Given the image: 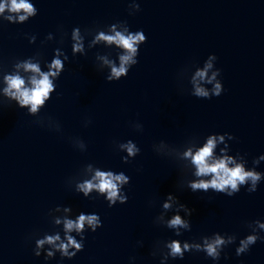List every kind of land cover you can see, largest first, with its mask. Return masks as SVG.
Segmentation results:
<instances>
[{"label":"water","instance_id":"obj_1","mask_svg":"<svg viewBox=\"0 0 264 264\" xmlns=\"http://www.w3.org/2000/svg\"><path fill=\"white\" fill-rule=\"evenodd\" d=\"M26 2L0 0V264H264V0ZM116 33L144 40L101 38ZM44 75L33 112L8 78ZM213 138L209 163L259 179L193 192L214 177L193 162Z\"/></svg>","mask_w":264,"mask_h":264},{"label":"clouds","instance_id":"obj_2","mask_svg":"<svg viewBox=\"0 0 264 264\" xmlns=\"http://www.w3.org/2000/svg\"><path fill=\"white\" fill-rule=\"evenodd\" d=\"M4 5H0V12L4 11ZM11 10L14 12L19 11H26V12H32V5L28 4L26 0H19V3L17 0H11ZM26 17L21 16L20 19L24 20ZM101 38L108 40L109 42L115 41L116 43L122 45L126 49H129L131 51H135L134 44L137 41H143L144 35L142 33L137 34H130L127 37L124 35H121L120 33H116V36H103L101 35ZM130 59L129 56H123L121 57L122 64L120 68L113 67L112 69V75L119 78L122 75L126 74V69L124 68L123 64L126 63ZM30 69L34 71H38L34 65H28ZM53 67L59 68L60 67V61L56 60L54 61ZM201 77L205 75V73L201 72L199 73ZM34 87L29 90L23 88L24 81L21 80L19 77H9L8 78V84L10 89H22L20 91V103L21 105H26L31 103L32 104V111L35 112L37 110V107L43 103L42 97H45L49 90L52 88V85L48 79L47 75H44L42 79L32 81ZM221 92V86L219 84L216 85V95L219 96ZM198 95L201 96H207L208 94L204 92L203 89H198ZM215 147V139H209L206 146L203 147L194 157L193 162L198 166L197 175L203 176L208 174H214L213 179L210 181H200V182H193L190 185V188L193 192L202 190L204 192L211 190H215L218 192H223L226 187H231L233 192H238L239 189L237 188V184H243L246 179L251 178L253 181L259 179L258 175L253 172H244L243 168L239 165L236 167L229 169L227 167L226 160H218L214 161L212 163H209V158L212 156V150ZM129 152H132V148H129ZM97 177L100 180L99 187L101 190L103 189H115L116 185L113 183V178L106 173L97 172ZM116 180H122L123 177L117 176L115 177ZM87 188H91L92 185L90 183L86 184ZM115 191L110 193V196L115 195ZM229 196L232 195V193H228ZM167 206V205H166ZM85 220V217L83 215L80 216L78 223H73L72 221H68L66 223V228L68 230H72L73 227L77 229H81L83 227V222ZM89 224H93L96 221L95 216H90L87 218ZM181 220L177 216L175 219H173L170 222V226L180 225ZM49 242H52V237L47 238ZM58 239V237H57ZM255 237H249L247 241L242 242L243 247L240 249V251H243L244 248L247 247L249 243H254ZM40 244L43 243V241L38 242ZM69 243H74L72 241L71 237H69ZM223 241L217 239L215 241V244H209L207 247V252L209 255L215 254V247L222 244ZM62 248H67V245H62ZM187 247V246H186ZM171 249L173 254L179 252V247L176 242H173L171 245Z\"/></svg>","mask_w":264,"mask_h":264}]
</instances>
